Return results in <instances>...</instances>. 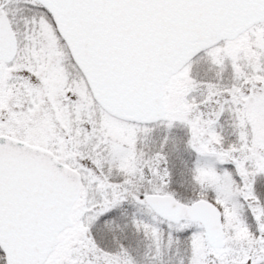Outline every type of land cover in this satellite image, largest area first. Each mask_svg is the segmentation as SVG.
<instances>
[{
	"label": "snow or ice",
	"instance_id": "1",
	"mask_svg": "<svg viewBox=\"0 0 264 264\" xmlns=\"http://www.w3.org/2000/svg\"><path fill=\"white\" fill-rule=\"evenodd\" d=\"M0 264H264V0H0Z\"/></svg>",
	"mask_w": 264,
	"mask_h": 264
}]
</instances>
